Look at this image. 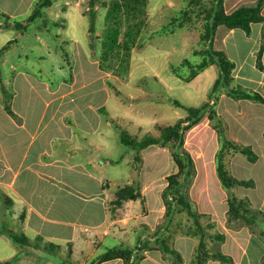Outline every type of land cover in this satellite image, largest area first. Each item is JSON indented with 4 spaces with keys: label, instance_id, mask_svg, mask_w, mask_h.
Instances as JSON below:
<instances>
[{
    "label": "crops",
    "instance_id": "crops-1",
    "mask_svg": "<svg viewBox=\"0 0 264 264\" xmlns=\"http://www.w3.org/2000/svg\"><path fill=\"white\" fill-rule=\"evenodd\" d=\"M9 1L0 0V9L16 16L17 6L11 10ZM32 1L34 4L36 0ZM256 1L225 0V7L231 12L242 4L251 5ZM239 29L242 28L229 29L221 25L215 47L225 50L236 63L234 85L264 96V69L259 66L260 59L264 64V22L253 23L249 33L242 29L243 36L253 39V43L235 58L228 41ZM235 45L241 49L240 41ZM212 68L217 78L216 64L195 78ZM20 73L26 80L34 79L31 82L34 89L38 90L37 83L44 85L49 95L33 89L21 106L15 105L19 90L8 94L6 100L3 98L4 105L0 109V264H124L122 257L98 260L102 253L121 244L134 249L135 264H198L196 256L201 239L211 251H221L231 258L230 262H225L211 257L205 264H264V103L236 99L223 91L216 106L228 137L251 145L259 155L257 161L250 160L255 173H232L239 179H252L253 186L229 189L223 185L216 161L221 140L217 130L208 127L211 126L208 118L189 130L194 145L207 143L212 151L205 153V159H209L205 165L197 164L198 171L189 188L194 206L202 214L200 222L206 233L203 236L184 233L179 213L174 214L172 221H167L163 192L167 176L172 173L156 176L155 164L152 173H147L143 167L140 173L125 177L111 173V168L127 157L122 154L119 160L112 151V138L118 137L119 132L102 113L109 104L111 92L108 89H105L108 99L100 104L92 101L95 92H77L73 86L76 77L73 81L64 80L72 81V88L60 92L62 83L52 89L47 81L25 71ZM89 85L83 82L81 87ZM35 92L43 96V106H35ZM86 95L90 99L85 106L80 105L79 100ZM7 99L15 114L7 110ZM58 99H61L59 104ZM110 127L114 128L113 133ZM155 152L159 158L160 144L142 150L144 165ZM241 154L237 152L228 158L229 169L238 166L236 160H240ZM136 179L141 197L116 205L118 189ZM231 193L249 201L246 215L253 218L251 223L230 218ZM10 230L27 240L15 241L9 235ZM164 241L180 257L165 251Z\"/></svg>",
    "mask_w": 264,
    "mask_h": 264
},
{
    "label": "rangeland",
    "instance_id": "rangeland-1",
    "mask_svg": "<svg viewBox=\"0 0 264 264\" xmlns=\"http://www.w3.org/2000/svg\"><path fill=\"white\" fill-rule=\"evenodd\" d=\"M100 1L96 5L94 49L90 46V30L88 32L92 20L90 0H55L54 4L45 10L44 15L30 23L26 30L6 27L5 21H9L8 18L0 15V109L4 105L3 98L6 100V96L12 95L14 90H19L20 97L15 103L18 106L24 105L29 92L33 91L31 82L33 83L34 79L26 80L23 74H18L20 71L47 81L52 89L59 88L62 83L63 89L60 92L72 88L71 83L76 77L77 81L73 86L77 92H95L92 97L95 103L106 102L109 96L107 91L111 92L109 104L102 113L119 132L118 137L112 138L113 153L119 160L122 154L127 157V160L124 158L117 166L112 167L111 173L125 177L127 174L140 173L142 167L147 173H152L153 164V173H156V176L174 173L178 170V165L171 147L160 145V157H157V152L151 153L148 164L144 165L143 158L141 161L135 159L137 151L122 143L120 133L127 130L138 138L148 134L159 136L162 127L174 124L187 115L186 106H200L209 100L208 94L217 76L213 68L191 82L179 77L174 70L188 74L190 69L185 60H202V56L196 51L205 45L201 40L205 20L193 14V19L180 27L172 20L189 8V0H149V22L133 50L131 70L127 75L119 77L112 69H100L98 60L102 52L107 4L111 0ZM7 4L11 10L17 6L15 12L18 14L11 16V22L16 19L27 21L34 7L32 0H21L20 3L18 0H11ZM239 41L242 45L240 50L235 45ZM228 43L233 56L237 58L239 53L243 54L251 47L253 39L243 36V30L239 29L230 37ZM5 47L7 50H4ZM64 80L72 81L63 82ZM83 82H89V87H81ZM37 84L38 90H34L48 96L49 90L41 83ZM89 99L87 95L82 97L79 100L80 105L85 106ZM60 100L56 101L57 104ZM43 101V96L35 92V106H43ZM205 118L209 119L208 115L203 119ZM214 123L215 121H211V126L208 127L216 129ZM111 131L114 132L113 127ZM189 132L185 136V146L194 157L197 169V164L205 165V161H209L204 156L212 151L210 146H206L207 143L194 145ZM236 163L238 166L233 165L234 168L230 169L232 173L256 172L255 166L244 154L240 155V160L237 158ZM137 181L136 179V182L126 185H133L140 191ZM119 182L121 184L120 180ZM115 204L121 205L117 204L116 200ZM178 217L188 224L186 212Z\"/></svg>",
    "mask_w": 264,
    "mask_h": 264
},
{
    "label": "trees",
    "instance_id": "trees-1",
    "mask_svg": "<svg viewBox=\"0 0 264 264\" xmlns=\"http://www.w3.org/2000/svg\"><path fill=\"white\" fill-rule=\"evenodd\" d=\"M55 0H36L33 11L29 15L28 20L18 21L17 19L11 22V16L0 9V15L8 18L5 21L6 27H14L20 30H26L28 25L34 22L38 17H42L45 10L54 4ZM100 0H90V35L91 48H95V19L97 16L96 5ZM149 0H111L108 4V12L105 18V32L102 42V52L99 58L100 67L103 70L112 69L114 74L123 77L131 70V59L134 48L138 44L143 30L148 25L150 13L148 9ZM264 0H257L254 4H242L235 10L228 12L225 7V0H189V8L183 10L181 15L173 18V23H178L180 27L187 24L193 19V14L197 17H202L205 20L204 30L201 33V40L205 44L201 50L196 53L202 56L199 62H193L186 59V66L190 69L188 74H181L176 69L175 72L179 77L189 82L198 76L202 71L212 64H216L219 68L218 77L209 91V100L200 106H186L187 115L174 124H169L161 128L162 133L159 136L148 134L143 138H138L127 130L121 132V141L126 146L137 151L135 159L142 160L141 151L152 145L160 144L169 146L172 149V154L179 170L167 176L168 185L163 192V197L167 205V221L170 222L174 218L175 213L186 212L188 220L192 221L190 225L181 222L184 233H201L205 236V227L200 222L199 213L194 202L191 199L189 188L197 174L196 162L190 151L185 146L186 133L198 124L206 115L211 121H215L214 125L219 133L221 140V148L217 153V170L223 185L229 189L235 186L246 185L253 186L252 179H239L230 171L228 167V158L239 152L246 155L249 160L257 161L258 153L251 145H244L238 143L228 137L226 127L222 119L218 116L216 109L217 100L223 91L236 99H251L264 103V96L257 91L245 90L242 87L234 85V70L236 63L229 57L227 52L215 47V39L218 28L221 25L229 29L242 28L248 33L252 30V24L255 22H264ZM263 46L259 52V58L262 54ZM4 50H7L5 47ZM3 50V51H4ZM259 66L264 69V64L261 59ZM182 105L181 102H178ZM7 110L15 114L10 101L7 99ZM141 197V192L137 191L135 186L126 185L118 189L116 194L117 204H121L123 200L137 199ZM249 201L245 198H240L234 193L229 197L230 218L244 219L251 223L253 218H247L246 212L249 210L247 205ZM182 221V219H180ZM9 235L17 242L23 243L27 239L16 232L9 231ZM165 251L176 254L179 253L170 248L166 241H164ZM134 249L121 244L112 247L102 253L98 260L105 261L117 257L124 259V264H135L133 260ZM219 258L225 262H230V256L221 251H211L204 239L197 249L196 262L198 264H205L209 258Z\"/></svg>",
    "mask_w": 264,
    "mask_h": 264
}]
</instances>
